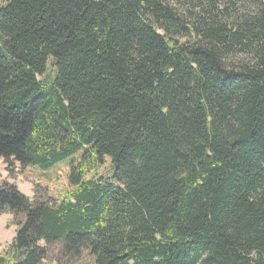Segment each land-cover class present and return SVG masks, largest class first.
<instances>
[{"label": "trees", "instance_id": "trees-1", "mask_svg": "<svg viewBox=\"0 0 264 264\" xmlns=\"http://www.w3.org/2000/svg\"><path fill=\"white\" fill-rule=\"evenodd\" d=\"M180 1L0 5V158L68 160L0 264H264V0Z\"/></svg>", "mask_w": 264, "mask_h": 264}, {"label": "rangeland", "instance_id": "rangeland-1", "mask_svg": "<svg viewBox=\"0 0 264 264\" xmlns=\"http://www.w3.org/2000/svg\"><path fill=\"white\" fill-rule=\"evenodd\" d=\"M169 2L174 8L178 9V11L183 14H185L186 10L191 6L189 2H182L180 0H169ZM3 3L4 0H0V5ZM193 10H195V7ZM51 76L52 70L49 66L46 74L42 76V78L49 79ZM67 161L68 160H64L46 171H41L37 167L28 165L21 167L19 163H14L8 170L3 159L0 158V185L2 183L13 184L30 200H34L35 197L38 200H45L49 197L59 198V196L68 188L66 181L68 171ZM110 171L111 166L109 159L106 158V161L102 166L98 167L96 171L90 173L109 175ZM13 221L14 218L8 213H2L0 215V254L6 252L8 245L15 234L17 225ZM39 264L49 263L47 261H42Z\"/></svg>", "mask_w": 264, "mask_h": 264}]
</instances>
